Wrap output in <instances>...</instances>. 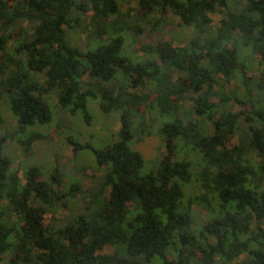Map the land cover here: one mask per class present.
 Listing matches in <instances>:
<instances>
[{
  "label": "trees",
  "instance_id": "trees-1",
  "mask_svg": "<svg viewBox=\"0 0 264 264\" xmlns=\"http://www.w3.org/2000/svg\"><path fill=\"white\" fill-rule=\"evenodd\" d=\"M131 1L0 0V123L3 106L15 133L49 124L52 93L63 118L90 123L88 98L119 114L118 141L91 148V215L51 225L77 186L59 194L35 166L18 178L0 130V264H264V0H134L123 13ZM167 14L190 31L182 45ZM158 115L165 154L142 174L127 143Z\"/></svg>",
  "mask_w": 264,
  "mask_h": 264
},
{
  "label": "rangeland",
  "instance_id": "rangeland-1",
  "mask_svg": "<svg viewBox=\"0 0 264 264\" xmlns=\"http://www.w3.org/2000/svg\"><path fill=\"white\" fill-rule=\"evenodd\" d=\"M135 1L122 5L123 13L135 12ZM219 14L211 15L212 27L216 26ZM166 38L174 39L178 45H182L188 36L189 30H181L179 19L172 15H165ZM149 41L150 39L147 38ZM72 41L79 45L85 51V35L72 34ZM123 54L130 58L142 56L140 51L127 50ZM47 103L51 110V121L46 125H35L25 128L23 132L15 133V123L10 116L7 108L1 106L2 122L0 130L8 133L9 139L5 142L3 152L7 155L12 164L10 169L17 172L18 178H22V172L31 166H35L41 173V179L47 182L52 181L54 186H58V193L67 194L71 187L77 186L76 195H66L64 201L67 208H58L54 218L50 214H45V223L52 224L54 219L63 221H72L80 215L90 216L94 208L86 209L85 201L87 188L91 184L93 177H99L100 173L95 172L94 155L91 148L101 149L111 146L119 139V119L118 113L111 111L103 113L99 109L98 102L87 99V111L91 117L90 123H85L80 114L74 116L67 114L64 118L62 113L54 105V94H49ZM237 109V108H236ZM168 116L158 115L157 120L151 128L150 135L141 141L130 140L127 145L138 152L144 161L141 173L145 174L155 169V163L165 154L163 139L159 134L160 125L168 121ZM31 133L42 135L40 140L35 141L30 150L26 153L21 151L18 140L28 136ZM74 150V151H73ZM192 159V157H191ZM187 194L194 196L196 193L190 188ZM103 253H113L111 246H105Z\"/></svg>",
  "mask_w": 264,
  "mask_h": 264
}]
</instances>
